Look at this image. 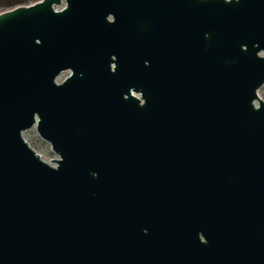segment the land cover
I'll return each instance as SVG.
<instances>
[{"label":"water","instance_id":"95a60500","mask_svg":"<svg viewBox=\"0 0 264 264\" xmlns=\"http://www.w3.org/2000/svg\"><path fill=\"white\" fill-rule=\"evenodd\" d=\"M262 84L264 0L0 12V264H264Z\"/></svg>","mask_w":264,"mask_h":264},{"label":"rangeland","instance_id":"374dc122","mask_svg":"<svg viewBox=\"0 0 264 264\" xmlns=\"http://www.w3.org/2000/svg\"><path fill=\"white\" fill-rule=\"evenodd\" d=\"M37 1H39V0L27 1V2H24L22 4H18V5H28V4H32L34 2H37ZM18 5H14V6H18ZM14 6H12V7H14ZM12 7L3 6L0 3V12L8 10ZM55 9H60V7H55ZM68 74H69V71H65V72H62L61 74H59L55 79L56 83H60L65 77L68 76ZM256 94H257L258 98H260L262 101H264V84H262L257 89ZM135 96L139 97L138 94H135ZM254 104L256 105V102H254ZM21 136L24 139V141L28 144V146L36 154H38L39 157L44 162L48 163L51 166H55V164L53 163L54 161L50 162V160H56V159H58V156L51 150L50 145L38 136L36 129H35V126H32L29 129L23 131L21 133Z\"/></svg>","mask_w":264,"mask_h":264},{"label":"trees","instance_id":"16d2710c","mask_svg":"<svg viewBox=\"0 0 264 264\" xmlns=\"http://www.w3.org/2000/svg\"><path fill=\"white\" fill-rule=\"evenodd\" d=\"M27 1H33V0H0V3L3 6L12 7L14 5L22 4Z\"/></svg>","mask_w":264,"mask_h":264},{"label":"flooded vegetation","instance_id":"af4514ba","mask_svg":"<svg viewBox=\"0 0 264 264\" xmlns=\"http://www.w3.org/2000/svg\"><path fill=\"white\" fill-rule=\"evenodd\" d=\"M200 241H202V242L204 241L203 238H202L201 236H200Z\"/></svg>","mask_w":264,"mask_h":264}]
</instances>
